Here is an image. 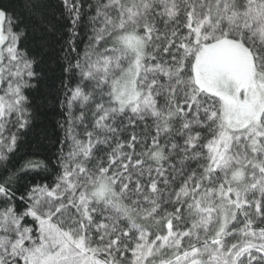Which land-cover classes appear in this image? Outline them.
<instances>
[{
	"label": "snow or ice",
	"instance_id": "6c2138e0",
	"mask_svg": "<svg viewBox=\"0 0 264 264\" xmlns=\"http://www.w3.org/2000/svg\"><path fill=\"white\" fill-rule=\"evenodd\" d=\"M0 264H264V0H0Z\"/></svg>",
	"mask_w": 264,
	"mask_h": 264
}]
</instances>
